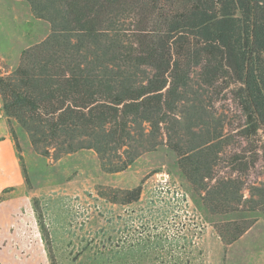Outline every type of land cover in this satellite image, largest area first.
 I'll use <instances>...</instances> for the list:
<instances>
[{"label": "trees", "instance_id": "1", "mask_svg": "<svg viewBox=\"0 0 264 264\" xmlns=\"http://www.w3.org/2000/svg\"><path fill=\"white\" fill-rule=\"evenodd\" d=\"M27 2L50 31L0 75V97L4 114L33 144L91 148L116 172L166 139L207 208L218 211L222 192L235 194V208L264 198V186L250 185L243 199L239 178H215L224 124L204 128L206 138L188 150L181 143L182 100L193 74L207 90L230 93L241 137L264 135V0ZM132 191L125 201L137 200L140 188ZM248 226L220 236L231 243Z\"/></svg>", "mask_w": 264, "mask_h": 264}, {"label": "rangeland", "instance_id": "2", "mask_svg": "<svg viewBox=\"0 0 264 264\" xmlns=\"http://www.w3.org/2000/svg\"><path fill=\"white\" fill-rule=\"evenodd\" d=\"M49 31L27 0H0V75ZM241 116L228 91L207 90L192 75L182 100V150L205 139L204 128L224 124L214 175L239 178L247 199L250 185L264 186V135L241 137ZM6 124L24 186L0 190V264H264V198L235 208V194L222 192L218 211L207 208L166 139L110 172L91 148L60 152L33 144L14 118ZM137 187V200L125 201ZM247 225L231 243L220 236Z\"/></svg>", "mask_w": 264, "mask_h": 264}, {"label": "crops", "instance_id": "3", "mask_svg": "<svg viewBox=\"0 0 264 264\" xmlns=\"http://www.w3.org/2000/svg\"><path fill=\"white\" fill-rule=\"evenodd\" d=\"M0 97V190L6 186L22 188L24 178L16 155L11 129L6 124L7 116L2 110Z\"/></svg>", "mask_w": 264, "mask_h": 264}, {"label": "built area", "instance_id": "4", "mask_svg": "<svg viewBox=\"0 0 264 264\" xmlns=\"http://www.w3.org/2000/svg\"><path fill=\"white\" fill-rule=\"evenodd\" d=\"M157 175V174H156ZM158 178L163 181V182H167L169 179V174L167 172H160L158 174Z\"/></svg>", "mask_w": 264, "mask_h": 264}]
</instances>
